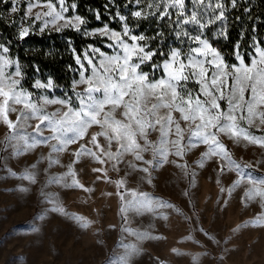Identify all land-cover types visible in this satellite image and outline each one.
I'll return each mask as SVG.
<instances>
[{"label": "snow or ice", "instance_id": "snow-or-ice-1", "mask_svg": "<svg viewBox=\"0 0 264 264\" xmlns=\"http://www.w3.org/2000/svg\"><path fill=\"white\" fill-rule=\"evenodd\" d=\"M3 2L6 3L7 0ZM12 2L15 4L16 0ZM144 3L145 0H127L122 5L127 14H122L121 5L109 0L103 7L109 13V23L119 22L120 31L110 28L109 23H103L102 14L98 10H94V17L96 21L103 23V27L89 31L87 19L78 14L65 15L69 9L75 12L77 3L69 4L67 0H55V3L53 0H45L43 3L41 0H28L29 13L38 5L48 9L35 15V20L43 22L41 32L52 24L57 25V32L71 28L82 32L84 36L98 34L112 41L107 44L108 48L113 49L112 54L88 45L94 54L89 56L87 51L84 53V60L89 67H85L79 55L75 56L79 66L76 70L79 79L72 82V95L65 92L62 96L49 97L42 94L37 97L35 92L24 86L26 73L19 60L10 55L11 42L0 41V122L9 129L5 146L12 149L11 155L23 154L38 145H48L51 149L49 163L59 164L58 155L53 154L65 152L70 145L84 140L89 135L90 128L98 126L99 131L92 133L87 143H79V148L73 153L76 158L73 163L87 156L102 165L111 162L112 170L116 172L120 171V164L127 165L125 176L115 181L108 177L106 169H93L94 172L103 173V179L107 183L116 186V195L120 201L121 231L137 240V243L122 242L125 249L122 264H128L130 257L139 253V241L161 239L148 231L132 229L129 226V212L136 215L149 213L167 221L168 214L159 211L167 208L184 216L185 220H191V217L169 201L127 187L128 177L135 172L143 173L141 181L151 184L153 171L168 162L170 148L174 149L177 157H183L199 144L206 145L207 151L197 161L200 167L207 160L218 158L223 161L221 173L235 171L241 179L247 180L250 185L244 193L247 200H255L257 197L264 200V177H256L246 171L251 166L233 159L221 139L222 136H227L236 144L243 140L264 146V136L253 135L249 131L257 116L260 117V124H264V47L253 36L252 50L247 54L250 63L246 64L244 53L240 51L237 43L234 56L238 64H229L219 49L211 43L212 39L221 37L227 40L230 10L240 7L239 0H230V3L229 0H147V10L141 8ZM109 4L116 8L114 13H110ZM131 4L137 10H131ZM11 11L15 13L18 8L13 6ZM244 11L249 12V8L245 7ZM151 18L158 21L167 18V27L180 46L169 45L165 52L158 44L156 49L146 50L150 49V41L164 35L159 31L152 37L144 33L135 34L140 22ZM235 19L239 20L241 17L237 16ZM248 19H253L250 12ZM61 21L63 23H59ZM130 21H135V24ZM212 28L215 30L210 38L207 32ZM30 34V27H21L18 39L24 40ZM69 47L75 54L71 40ZM158 51L162 61L152 63L151 72L143 71V66L152 61ZM95 54H98V60L95 59ZM156 70L162 71L159 78L154 75ZM36 71L39 72L40 69L37 67ZM229 79L232 81L231 86L228 84ZM189 84L198 85V91L189 87ZM79 85H85L83 90H77ZM31 87L47 92L59 85L49 76L46 83L35 79ZM246 92L249 93L247 99ZM221 102L226 106L222 108ZM57 104L61 106L60 109L47 111V105ZM16 105H23V108L19 110L14 122L9 118V113L18 112ZM118 110L120 118L116 115ZM173 113H178L179 118ZM31 119L39 121L33 129L34 135L26 131L27 122ZM244 123L249 127L243 126ZM45 129L50 131V135H44ZM156 131L160 134L159 139L149 140L150 134ZM99 137L104 139L106 145L100 143ZM148 152L152 153V159H145L144 154ZM129 155L133 157L132 160L125 159ZM31 167L32 170H25L22 178L35 182L33 170L36 166ZM179 167L186 168V165L181 164ZM69 175L73 177L71 183L66 179ZM195 175L192 171L193 182ZM75 176V171L69 165L68 172L54 177L53 182L92 191L91 188H85ZM97 179L101 177L98 176ZM241 179L235 180L227 189L229 195L240 186ZM216 183H221L219 178ZM219 190L221 193L225 192L223 186ZM184 194L189 195L187 192ZM51 202L55 204L54 200ZM224 203L227 204V201ZM51 210L64 212L60 207H53ZM72 218L80 223V227H88L89 222L83 217L73 215ZM252 223L264 224V216L257 217Z\"/></svg>", "mask_w": 264, "mask_h": 264}, {"label": "rangeland", "instance_id": "rangeland-1", "mask_svg": "<svg viewBox=\"0 0 264 264\" xmlns=\"http://www.w3.org/2000/svg\"><path fill=\"white\" fill-rule=\"evenodd\" d=\"M22 1H26L23 15L16 19L10 9L8 16H13V20L18 22L19 30L30 27L31 32L41 33L43 22L35 20V15L48 11L47 7L38 5L29 13L28 0H16L12 7L19 8ZM56 27L49 24L46 30H55ZM111 42H107L106 46ZM104 52L112 54L113 49L108 48ZM87 53L94 55L91 49ZM95 59H99L98 54H95ZM81 60L85 67H89L84 55ZM228 84L231 86V79ZM84 87L79 85L77 90L81 91ZM189 87L193 88L191 84ZM42 94L53 96L43 89H37V97ZM248 95L246 92V99ZM221 106L226 105L221 102ZM16 108L18 112L9 113V118L14 122L23 105H16ZM60 108L58 104L47 105L48 112ZM119 112L116 113L117 118H120ZM173 115L179 118L178 113ZM27 124V133L34 135L33 129L39 121L31 119ZM243 126L249 127L246 123ZM97 131L99 127L93 126L89 129V135L79 143H87L90 135ZM249 131L253 135L264 136V124H260L259 116L254 118ZM8 134L7 125L0 122V157L5 158L0 159V264H122L125 254L122 242L137 243V240L121 231L116 186L107 183L103 173L94 172L93 169H106L108 177L115 181L125 176L127 165L120 164V171L116 172L112 170L111 162L102 165L87 156L73 163L76 159L73 153L79 148V143L70 145L63 153L53 154L58 155L59 164L49 163L51 149L48 145H38L23 154L11 155L12 149L5 146ZM44 135H50V131L45 129ZM159 135L158 131L152 132L149 140L157 141ZM98 139L102 145H106L102 137ZM221 139L233 159L251 166L246 171L256 177H264V146L243 140L236 144L227 136ZM205 151L207 146L199 144L183 157H177L174 149L170 148L168 162L153 171L151 184L141 181L143 173L135 172L128 177V188L167 200L191 217V220H185L184 216L167 208L159 210L168 214L167 221L149 213L136 215L129 212V226L132 229L148 231L161 239L139 241L140 251L130 257L128 264H264V224L252 223L257 217L264 216V200L259 197L247 200L244 195L250 187L247 180L241 179L235 171L221 173L223 161L218 158L213 157L200 167L197 161ZM144 155L145 159H152L151 152ZM125 159L132 160L133 157L129 155ZM181 164L186 168L179 167ZM32 165L36 166L33 170L35 182L22 178L26 169L32 170ZM69 165L76 173L75 178L85 188H91V192L53 182L54 177L68 172ZM192 171L196 174L194 182ZM98 176L101 179L98 180ZM218 178L220 184L216 183ZM66 179L71 183L73 177L69 175ZM237 179H241V184L229 195L227 189ZM221 186L225 188L223 193L219 190ZM185 192L189 195H185ZM53 200L55 204L51 202ZM53 207L63 208L64 212H53ZM73 215L83 217L89 222L88 227H80ZM33 228L37 230L33 231Z\"/></svg>", "mask_w": 264, "mask_h": 264}, {"label": "trees", "instance_id": "trees-1", "mask_svg": "<svg viewBox=\"0 0 264 264\" xmlns=\"http://www.w3.org/2000/svg\"><path fill=\"white\" fill-rule=\"evenodd\" d=\"M67 2L69 4L77 3L75 12L69 9L68 13L78 14L87 19L89 21L87 25L88 30L103 27V23H109V13H106L103 7L104 4L109 3V0H67ZM114 2L121 5L122 14H127V10H124L122 7L127 0H114ZM25 3L26 1H22L18 11L14 13L16 19H19L23 15ZM12 4V0H7L6 3L0 0V41L11 42L9 45L11 48L10 55L14 59L19 60L23 66V71L26 73L23 82L24 86L29 91L36 93L37 89L31 87L35 79L38 78L46 83L48 77L51 76L59 87L47 91L48 94L62 96L63 93L67 92L69 95H72V82L79 77V73L76 71L79 66L76 64L75 56L79 55L83 57L84 53L89 49L88 45L108 51L106 43L110 42V40L101 36H84L82 32H76L71 28H65L59 32L55 30H46L41 33L31 32L24 40H19L18 22L13 20V16H8ZM239 4L240 7L230 10L227 40L223 37L211 40L213 46L219 49L229 64L237 63L234 56L237 43L240 45V51L244 53L246 64L250 63L247 54L252 50L253 36H256L260 42V46L264 47V0H239ZM186 7H191V5H186ZM245 7L249 8L253 19H248L249 12L244 11ZM129 8L131 10H137L134 4L129 5ZM141 8L147 10V0L141 5ZM94 10H98L102 14L103 23L95 20ZM109 10L110 13H114L116 8L112 4H109ZM160 10L162 11L163 9L161 8ZM237 16L241 17V19L236 20L235 17ZM174 18L175 15H173ZM130 23L134 25L135 21H130ZM167 24V18L163 21H158L155 18L144 20L140 22V27L136 30L135 34L139 35L144 33L146 36L152 37L158 31L163 32V37H157L156 40L150 41V49L146 50L156 49L159 44L160 48L167 52L169 45L180 46L175 41ZM254 26L255 31H253ZM109 27L120 31L119 22H111L109 23ZM214 30L215 28L208 30L207 34L210 38ZM69 40H71V46L76 50L75 54L69 47ZM161 40L163 41L162 43ZM162 59L158 51L152 58V61L143 66V71L151 72V64L161 62ZM37 67L40 69L39 72L36 71ZM154 75L159 78L162 75V71L156 70ZM191 85L197 91L198 86L195 84Z\"/></svg>", "mask_w": 264, "mask_h": 264}]
</instances>
